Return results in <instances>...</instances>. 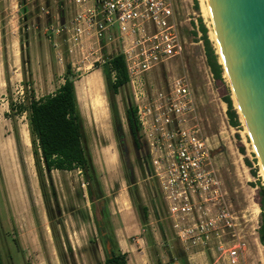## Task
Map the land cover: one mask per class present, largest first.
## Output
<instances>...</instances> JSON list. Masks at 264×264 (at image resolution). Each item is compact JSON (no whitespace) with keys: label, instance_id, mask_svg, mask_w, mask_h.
I'll list each match as a JSON object with an SVG mask.
<instances>
[{"label":"rangeland","instance_id":"rangeland-1","mask_svg":"<svg viewBox=\"0 0 264 264\" xmlns=\"http://www.w3.org/2000/svg\"><path fill=\"white\" fill-rule=\"evenodd\" d=\"M194 4V0L178 1L183 55L146 79L148 107L154 111V99L168 92L176 79H185L190 85L194 111L185 117L184 128L188 131L197 126L195 130L199 129L204 137L210 162L221 181V201L212 207L213 213L225 209L233 224L231 227L221 222L220 237L215 242L221 241L223 249L218 251L214 244L204 249L185 248L174 233L161 183L153 176L152 167L154 159L167 163L168 143L164 138L158 139L161 131L152 137L141 125L143 140L150 149L147 172L131 148L126 107L134 104L139 110L131 85L122 88L116 96L129 149V167L125 163L101 69L103 53L109 56L119 53L120 43L113 40L103 44L87 32L75 40L73 11L68 3L0 0V235L6 240L2 256L11 254L13 264H103L105 261L97 223L100 210L93 209L84 177L75 170L53 171V189L47 182L54 223L67 257L65 263L61 262L35 170L26 114L15 117L11 112V118L5 117L10 112V101L28 103L24 80L31 83L37 98L55 93L64 83L65 54H68L77 75L75 86L86 130L85 144L105 194L108 233L126 253L128 264H264V246L260 240L264 211L259 204V184L264 186L262 165L235 106L229 80L225 74L223 80H215L207 65L199 18L209 37L211 29L201 7L197 10ZM62 12L64 25L58 23ZM226 96L232 97L238 111L241 121L238 128L229 124L223 101ZM96 97L102 103L100 109L96 108ZM154 117L152 113L149 119ZM246 158L257 171V178L251 175ZM4 170L9 172L8 176ZM144 206L148 209L147 221L142 213ZM232 250L237 251L235 260L230 257Z\"/></svg>","mask_w":264,"mask_h":264},{"label":"built area","instance_id":"built-area-1","mask_svg":"<svg viewBox=\"0 0 264 264\" xmlns=\"http://www.w3.org/2000/svg\"><path fill=\"white\" fill-rule=\"evenodd\" d=\"M178 1L59 0V3H68L72 8L75 40L87 32L97 40L120 43L129 85L139 105V121L145 133L154 137L161 131L158 139L164 138L168 143L167 163L154 159L152 167L153 176L161 183L174 233L185 248L204 249L214 244L221 251V241L215 242L220 237L221 222L231 227L233 224L225 209L213 213L212 207L221 201V181L210 162L204 137L199 129L195 130L197 126L188 131L184 128L185 117L194 111L190 85L185 79H176L168 92L154 99V111L148 107L146 79L183 55ZM152 113L155 117L150 120ZM230 257L235 260L237 251L232 250Z\"/></svg>","mask_w":264,"mask_h":264},{"label":"trees","instance_id":"trees-1","mask_svg":"<svg viewBox=\"0 0 264 264\" xmlns=\"http://www.w3.org/2000/svg\"><path fill=\"white\" fill-rule=\"evenodd\" d=\"M194 3L195 8L200 10L198 0H194ZM25 11L26 8L23 7V13ZM199 24L207 65L215 80H223L224 67L220 64L219 55L210 40L208 29L203 23L202 18H199ZM102 43L104 44V42ZM102 59L101 69L106 82L109 108L114 120L116 133L118 134L123 129L116 96L120 94L122 88L129 85L130 79L127 63L124 55L120 52L110 56L104 52ZM65 62L64 83L55 93L43 98H37L31 83L24 80L25 99L28 103L10 101V112L5 113V117L11 118V112L15 117L26 114L35 170L46 213L50 221L53 240L61 262L65 263L67 257L57 226L54 223L56 218L54 216V208L51 205L48 183L51 189H53V171L72 172L79 170L84 177L87 195L93 209L97 210L98 208L100 210V220H97V223L105 247L106 257L103 264H128L126 253H123L119 246L114 244L108 233L109 221L105 194L91 154L85 144L86 130L75 86L77 75L73 70L68 54H65ZM223 101L227 105V116L230 126L234 128L240 127V117L234 106L232 97L226 96ZM126 119L132 131L134 141L136 143L140 142L138 140L143 139L141 134L142 128L138 118V109L134 104H129L126 107ZM14 131L17 138L19 136L17 126L14 127ZM245 164L250 168L251 175L257 178V171L253 169L252 163L247 158L245 159ZM130 182L132 183L131 180ZM259 195V204L264 211V186L262 184H259ZM142 213L144 221H147L149 217L147 207H142ZM263 239L264 222L262 221L260 228V240L262 244ZM108 243L111 247L110 250L108 249ZM171 262L174 263L173 259Z\"/></svg>","mask_w":264,"mask_h":264},{"label":"water","instance_id":"water-1","mask_svg":"<svg viewBox=\"0 0 264 264\" xmlns=\"http://www.w3.org/2000/svg\"><path fill=\"white\" fill-rule=\"evenodd\" d=\"M204 2L222 56L223 63L220 64L228 75L264 169V0ZM61 17V24L64 25V12ZM120 141L124 142L125 138L122 137Z\"/></svg>","mask_w":264,"mask_h":264},{"label":"flooded vegetation","instance_id":"flooded-vegetation-1","mask_svg":"<svg viewBox=\"0 0 264 264\" xmlns=\"http://www.w3.org/2000/svg\"><path fill=\"white\" fill-rule=\"evenodd\" d=\"M128 130H129V135H130L131 148H132L137 160H139L141 162V165L148 172V165H149L148 163L150 160V149L148 147V144L143 139L138 140L141 143L140 142L136 143L133 139V134H132V131L130 130L129 125H128ZM117 135H118L119 141L122 137L124 138V132L123 131L118 133ZM120 144L123 148V156H124L125 163L129 167V163H128L129 149L127 147L126 140L124 142L120 141ZM126 151H127V159H125V152ZM128 170H129V174H131L132 173L131 168L130 169L128 168ZM5 244H6V240L4 239V237L2 235H0V264H13V258L11 256V254L8 256L5 255L6 257L1 255L3 252V249L5 247Z\"/></svg>","mask_w":264,"mask_h":264},{"label":"bare ground","instance_id":"bare-ground-1","mask_svg":"<svg viewBox=\"0 0 264 264\" xmlns=\"http://www.w3.org/2000/svg\"><path fill=\"white\" fill-rule=\"evenodd\" d=\"M200 1V4H201V11H202V15H203V17H204V19H205V21L208 23V25H209V27H210V29H211V40L215 43V45H216V52H217V54L219 55V58H220V62H222L223 63V60H222V56H221V54H220V49H219V46H218V44H217V41H216V38H215V36H214V32H213V29H212V26H211V22H210V19H209V15H208V12H207V8H206V5H205V2H204V0H199ZM207 25V26H208ZM224 74H225V76L227 77V79L229 80V78H228V75H227V73H226V71L224 72ZM229 84H230V81H229ZM231 88V87H230ZM78 89H80V88H78ZM89 89V88H88ZM93 90H94V94H95V91H96V89L93 87L92 88ZM90 91V90H89ZM91 92V91H90ZM233 92V91H232ZM96 93H97V91H96ZM97 98V97H96ZM234 102H235V106H236V108H238V110H239V107H238V104H237V101H236V98H235V96H234ZM96 103H95V105H96V108H101V106H102V103H101V101L97 98L96 99V101H95ZM94 105V106H95ZM239 113H240V116H241V118H242V121H243V123H244V125H245V128H246V130H247V132H248V129H247V127H246V124H245V122H244V119H243V117H242V114H241V112H240V110H239ZM248 134H249V132H248ZM254 146V145H253ZM255 149V148H254ZM263 173V175H264V169H263V166H262V170H261ZM250 205H251V203H250ZM253 207H255V206H253ZM257 209V208H256ZM257 210H255V212H256Z\"/></svg>","mask_w":264,"mask_h":264},{"label":"crops","instance_id":"crops-1","mask_svg":"<svg viewBox=\"0 0 264 264\" xmlns=\"http://www.w3.org/2000/svg\"><path fill=\"white\" fill-rule=\"evenodd\" d=\"M3 167H4V166H3ZM4 171H5L6 176H8V173L10 172V169H9V172H8V173L6 172V170H4Z\"/></svg>","mask_w":264,"mask_h":264}]
</instances>
